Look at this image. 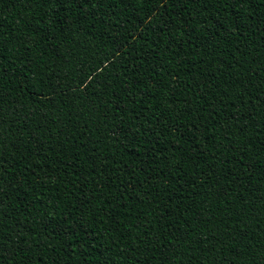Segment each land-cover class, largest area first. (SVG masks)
Listing matches in <instances>:
<instances>
[{
  "label": "trees",
  "instance_id": "1",
  "mask_svg": "<svg viewBox=\"0 0 264 264\" xmlns=\"http://www.w3.org/2000/svg\"><path fill=\"white\" fill-rule=\"evenodd\" d=\"M0 264H264V0H0Z\"/></svg>",
  "mask_w": 264,
  "mask_h": 264
}]
</instances>
